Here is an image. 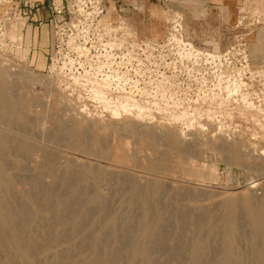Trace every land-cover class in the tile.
I'll return each mask as SVG.
<instances>
[{"label": "rangeland", "instance_id": "rangeland-1", "mask_svg": "<svg viewBox=\"0 0 264 264\" xmlns=\"http://www.w3.org/2000/svg\"><path fill=\"white\" fill-rule=\"evenodd\" d=\"M0 66L18 93L10 91L17 100L14 114L23 109L27 116L15 121L17 131L3 125L0 130L57 152L62 163L121 172L139 183L187 186L202 193V204L216 205L218 214L224 201L264 197V0H233L220 8L206 0H0ZM60 124L70 125L72 146L47 141V132L59 131ZM80 131L105 134V144L94 147L92 137H76ZM147 133L154 135L153 144ZM174 135L179 141L172 149ZM118 142L142 161H157L170 152L169 169L156 174L123 166L112 158ZM94 150L101 159L91 156ZM178 155L197 161L202 177L187 178ZM45 179L61 185L52 176ZM21 187L29 188L15 185ZM118 198L119 193L111 200L121 218L131 220L129 205H120ZM24 201L34 216L32 203ZM242 231L251 233L245 216ZM81 232L80 237L89 234ZM28 234L37 237L38 231ZM97 236L93 233L91 242ZM77 242H53L41 258L56 260ZM172 245L154 258H169ZM223 247L214 237L205 250L223 262ZM238 249L250 253V243L241 240ZM70 252L74 264L91 261L90 251L83 257L76 249ZM129 256L126 249L119 264H128ZM242 261L235 256L233 264ZM245 263L256 264L252 258Z\"/></svg>", "mask_w": 264, "mask_h": 264}, {"label": "bare ground", "instance_id": "bare-ground-1", "mask_svg": "<svg viewBox=\"0 0 264 264\" xmlns=\"http://www.w3.org/2000/svg\"><path fill=\"white\" fill-rule=\"evenodd\" d=\"M9 75L0 66V89L4 90H0V125L16 128L15 121L23 117L26 120L27 116L23 109L18 110V115L14 114L12 107L17 105V100L11 97L10 91L12 94L17 92L12 91L8 82ZM68 127L60 124L57 126L59 131L50 130L51 133L46 134L47 141L55 144L65 142L72 146L74 142L69 140ZM86 131L78 132L76 137H92L94 147L95 144H105V134L101 137L95 133L89 135L92 131L89 134ZM160 134L161 132L159 136ZM146 136L153 144L154 135L147 133ZM158 138L162 140L161 137ZM171 139L173 149L172 144H176L179 138L174 135ZM113 150L112 158L123 166H141L156 174L166 172L172 161L170 152L161 154L163 156L157 161H142L135 151L128 153L123 144L115 146ZM98 152L94 150L91 156L100 158ZM195 160L197 159L193 161ZM176 162L187 178L202 177L197 161L191 162L184 155H178ZM15 169L17 172H14ZM45 176L60 180L61 185L46 184ZM207 177L210 179V176ZM26 184L29 188H15V185ZM118 193L120 205H129L133 220H123L120 208L112 202L111 198ZM202 196L200 191L187 186L174 187L160 180L139 183L121 172L107 171L97 166L76 165L72 161L62 163L57 152L24 142L0 130V264H74L69 261L73 257L70 252L73 249L77 250L78 257H83L86 251H90L89 264H119L126 249L130 252L128 264H233L235 256L242 258V264H246L248 258L254 259L256 264H264V197L248 196L242 202L224 201L221 203L223 213L218 214L216 205L202 204ZM23 199L32 203L34 216L30 215L31 209ZM244 216L251 226V233L247 236L242 231ZM83 229L89 234L80 237L79 233ZM32 230L38 231L37 237H29L28 232ZM175 231L177 236L174 235ZM93 233L98 234L95 242H91ZM214 237L224 244L223 262L216 261L211 252L205 250ZM76 238H79V242L69 244L67 250L56 254V260L41 258L42 254L50 250L53 242L68 244ZM38 240L43 244L36 243ZM241 240L250 243V253L241 249L234 250ZM170 241H173V245L170 246L172 251L169 250V258L155 259L154 254L164 253ZM188 250L191 257L186 261L185 254Z\"/></svg>", "mask_w": 264, "mask_h": 264}, {"label": "crops", "instance_id": "crops-1", "mask_svg": "<svg viewBox=\"0 0 264 264\" xmlns=\"http://www.w3.org/2000/svg\"><path fill=\"white\" fill-rule=\"evenodd\" d=\"M206 2L216 8L220 7H230L232 5L233 0H206Z\"/></svg>", "mask_w": 264, "mask_h": 264}]
</instances>
